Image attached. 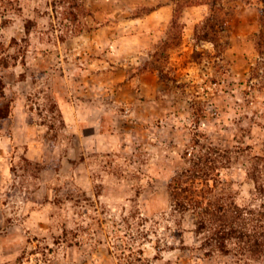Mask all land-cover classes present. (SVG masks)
Segmentation results:
<instances>
[{
  "label": "rangeland",
  "instance_id": "1",
  "mask_svg": "<svg viewBox=\"0 0 264 264\" xmlns=\"http://www.w3.org/2000/svg\"><path fill=\"white\" fill-rule=\"evenodd\" d=\"M184 194L261 230L264 0H0V264H264Z\"/></svg>",
  "mask_w": 264,
  "mask_h": 264
},
{
  "label": "trees",
  "instance_id": "2",
  "mask_svg": "<svg viewBox=\"0 0 264 264\" xmlns=\"http://www.w3.org/2000/svg\"><path fill=\"white\" fill-rule=\"evenodd\" d=\"M180 177L181 175L174 180L176 187H179ZM191 192H193L192 189ZM176 194L180 195L181 193L176 192ZM183 197L187 198V204L182 200H178L176 204L180 208H186L187 205L192 206V208L197 205L200 207L197 231L208 229L211 232L209 242L215 241V245L220 250L229 251L227 242L231 240L241 250L252 253L262 251L264 245V212H260L261 224L259 227L261 230H258L257 224L252 223L251 219L249 220L245 216V211L242 208L232 205L230 201H225L222 197L216 201H207L205 206H200L198 199L192 196L184 194Z\"/></svg>",
  "mask_w": 264,
  "mask_h": 264
}]
</instances>
